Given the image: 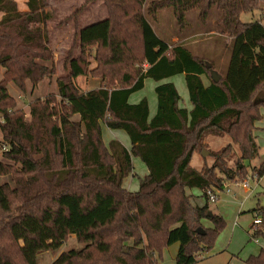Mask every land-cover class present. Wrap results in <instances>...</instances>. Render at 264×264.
I'll use <instances>...</instances> for the list:
<instances>
[{"label":"trees","instance_id":"trees-1","mask_svg":"<svg viewBox=\"0 0 264 264\" xmlns=\"http://www.w3.org/2000/svg\"><path fill=\"white\" fill-rule=\"evenodd\" d=\"M146 1L104 0L108 17L78 31L79 58L69 60L67 77L55 80L57 95L28 104L27 119L8 86L24 94L55 78L47 29L52 17L47 0H25L24 12L16 0H0V144L8 148L0 180L10 178L0 182V264H37L38 254L59 251L71 236L84 248L61 253L53 264H158L175 244V264H196L226 227L210 213L206 191L264 177V161L252 173L245 167L258 156L264 25L240 20L261 11L264 0H160L144 12ZM165 10L181 32L188 13L197 11L201 25L213 10L219 13L218 33L232 42L225 72L182 43L167 45L155 35L148 18ZM87 58L96 62L90 74L103 86L81 94L74 81L87 74ZM179 75L190 110L179 107L176 87L166 82ZM147 80L157 84L152 117L146 98L130 103ZM103 127L123 132L129 148L118 140L105 145ZM208 136H228L239 161L229 166L234 154L228 146L212 156V168L192 169V155ZM134 158L147 174L130 192L123 183L136 176ZM186 190L199 191L203 206H192ZM251 213L261 224L252 225L250 238L264 240V209ZM204 221L211 228L197 235ZM244 264H264V248Z\"/></svg>","mask_w":264,"mask_h":264},{"label":"rangeland","instance_id":"rangeland-1","mask_svg":"<svg viewBox=\"0 0 264 264\" xmlns=\"http://www.w3.org/2000/svg\"><path fill=\"white\" fill-rule=\"evenodd\" d=\"M154 1L160 0H147L143 11L145 12L147 6ZM16 4L20 12L25 11V0H16ZM47 5V11L50 12L52 17L47 23V29L50 49L54 57L56 76L50 81L41 83L34 89L28 86L24 94L19 92L13 84L8 86L9 95L16 102V109L24 112L27 119L29 112L28 104L37 98L43 99L48 95H57L55 80L57 78L67 77L69 75V60L79 58L80 46L78 31L89 25L103 21L108 17V9L104 0H47ZM218 17L219 13L213 10L206 24L201 25L198 20L197 11H192L185 17L187 28L182 32L177 27L171 10L160 11L154 21L149 18L148 20L151 23L155 35L162 42L167 45L182 43L193 55L205 57L213 61L216 66L215 68L223 73L226 71L230 58L232 42L228 37L218 33L219 29L215 25ZM240 20L243 24L259 21L264 25V4L262 5L261 11H256L252 14H243ZM96 68V62L87 58V74L74 81L81 94L99 89L103 86L101 78L93 77L90 74ZM202 80L204 85L208 84L206 78ZM166 82H170L176 87L180 96V106L184 108L186 104L190 105L183 76L173 77ZM156 86L157 84L155 82L147 80L144 89L130 98V103L133 104L146 98L151 105V112L154 113L156 108L154 88ZM259 115L261 120L258 123L259 126L256 124L255 130L258 156L253 161L248 162L250 173L253 172V168H257L264 161V109H260ZM77 120L78 118H75V121ZM102 135L105 145L116 138L129 146L127 136L121 131H110L103 127ZM228 146H231L233 149L234 156L229 163V166H233L234 162L239 161L240 153L238 148L232 145L230 138L228 136H208L204 139L200 153L195 152L192 155L190 167L198 172L202 171L203 168H212L214 162L212 156L220 153L221 150ZM203 151L209 155L203 157L201 155ZM2 162H4V159L0 154V163ZM132 165L133 173L136 176H129L124 181L123 186L127 191L135 192L138 189V180L144 177L146 168L137 158L132 160ZM246 178L243 180H246ZM9 181V177L0 180L1 183ZM248 181L250 187L255 186L256 180L248 178ZM226 184L230 186V194L226 196L224 194L226 192L224 191L219 195L218 201L215 204H208L210 213L221 216L226 223V227L217 237L209 254L197 256V260L202 256L205 257L200 261L198 260L196 264H244V261L249 255L256 256L259 250L264 248L263 239H258L259 246H257L246 233L250 231V226L253 223L254 215L251 211L257 208L264 209V179H261L260 186L254 188L252 192L240 189L235 185L237 183ZM185 192L190 197L192 206L201 207L205 203V199L201 198V193L193 191L195 195H191L188 190ZM241 203H243L242 208L239 206ZM234 222L236 226L232 228ZM208 228H211L210 223L204 221L201 229L206 231ZM128 245L130 246L131 243ZM84 246L83 244L77 243L75 238L71 236L59 251L38 254L37 264H53L61 253H66L71 250H81ZM177 249V244L165 249L162 252L161 260L158 264H175Z\"/></svg>","mask_w":264,"mask_h":264},{"label":"built area","instance_id":"built-area-1","mask_svg":"<svg viewBox=\"0 0 264 264\" xmlns=\"http://www.w3.org/2000/svg\"><path fill=\"white\" fill-rule=\"evenodd\" d=\"M2 124V118L0 117V125ZM8 150L7 146L0 144V154L2 155L3 153H5ZM248 178L254 179L256 180V184L254 187H250L249 185V181ZM246 180H244L243 182L237 183L235 184L236 186H238L240 189L243 190H249L250 192H252L254 190V188H256L259 185V182L261 181V179L263 178H258L256 175H253L251 177H248ZM230 192V186L229 185H223L222 186V190H216L214 188L209 189L206 191V198H207V202L209 205L211 204H215L218 201V197L222 192ZM261 224V219L256 217L253 220V230L256 229L257 227H259ZM256 241V240H254Z\"/></svg>","mask_w":264,"mask_h":264},{"label":"crops","instance_id":"crops-1","mask_svg":"<svg viewBox=\"0 0 264 264\" xmlns=\"http://www.w3.org/2000/svg\"><path fill=\"white\" fill-rule=\"evenodd\" d=\"M205 86H207V85H205ZM187 94H188V92H187ZM140 101V100H139ZM138 101V102H139ZM138 102H135V103H133V104H137ZM149 103V102H148ZM132 104V103H131ZM190 104V103H189ZM156 106V105H155ZM179 107L180 108H183L182 106H180L179 105ZM184 108L185 109H187V110H190L191 109V105H185L184 106ZM155 111H156V108H155ZM149 112H150V116L152 117L154 114H155V112L154 113H152L151 112V105H150V103H149ZM258 126H259V124H258ZM113 140H118V139H116V138H114ZM119 141V140H118ZM120 142V141H119ZM121 144L123 145V146H125L126 148H129V146L128 145H126V144H124L123 142H121ZM147 174V172H145V174L144 175H146ZM258 186H260V182H259V185ZM193 191H196V190H188V192H190L191 193V195H195V193L193 192ZM193 192V193H192ZM196 192H199V191H196ZM200 193V192H199ZM226 196H228L230 193L228 192H226V193H224ZM228 194V195H227ZM242 204L243 203H241L239 206L242 208ZM202 207V206H201ZM239 207V209H241ZM242 214V213H241ZM236 225H235V222L233 223V226H232V228H234ZM251 227H252V225L250 226V231H248V232H246L247 233V235L248 236H250V234H251ZM254 241V240H253ZM264 242V241H263ZM254 244L255 245H257V246H259V241L258 240H256V241H254ZM261 248V247H260ZM178 250V249H177ZM177 253V252H176ZM251 255H249V257H250ZM205 256H202V257H200L198 260L200 261L202 258H204ZM198 260H197V262H198Z\"/></svg>","mask_w":264,"mask_h":264},{"label":"water","instance_id":"water-1","mask_svg":"<svg viewBox=\"0 0 264 264\" xmlns=\"http://www.w3.org/2000/svg\"><path fill=\"white\" fill-rule=\"evenodd\" d=\"M211 77H212V79H213L214 82H217L220 79V77L216 73H214V72L211 73ZM201 155L203 157H205L206 155H209V154L207 152L203 151L201 153ZM248 166H249V163L246 161L245 162V167L248 168ZM196 233H197V235H200V236H203L204 235V231L202 229H197Z\"/></svg>","mask_w":264,"mask_h":264}]
</instances>
